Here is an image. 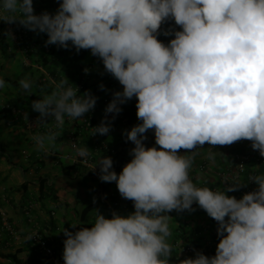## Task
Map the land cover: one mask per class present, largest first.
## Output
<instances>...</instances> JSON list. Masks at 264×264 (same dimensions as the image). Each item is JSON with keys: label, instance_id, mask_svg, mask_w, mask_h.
I'll return each instance as SVG.
<instances>
[{"label": "clouds", "instance_id": "1", "mask_svg": "<svg viewBox=\"0 0 264 264\" xmlns=\"http://www.w3.org/2000/svg\"><path fill=\"white\" fill-rule=\"evenodd\" d=\"M167 20L181 30L165 32L175 37L165 45L157 36ZM0 22L46 34V46L67 49L71 42L77 52L91 50L102 60L123 91L114 93L93 135L110 132L107 114L119 115V105L133 97L138 101L142 123L124 132L135 145L131 161L119 175L111 157L101 156L93 168L99 167L101 182L116 183L135 211L113 212L111 219L97 212L90 228L64 229V264H170L168 213L194 211V203L218 223L220 239L214 256L196 252L179 264H264V174L252 177L256 191L229 197L226 192L241 185L222 192L197 187L191 159L178 152L249 140L264 157V0H62L54 14L39 15L33 0H0ZM20 85L31 88L28 80ZM57 87L32 102L39 113L35 127L50 120L62 127L65 117L78 119L95 108L90 91L80 94L67 79ZM149 129L159 148L143 143ZM34 140L44 149L56 134ZM89 154L86 146L76 150L85 162Z\"/></svg>", "mask_w": 264, "mask_h": 264}, {"label": "crops", "instance_id": "2", "mask_svg": "<svg viewBox=\"0 0 264 264\" xmlns=\"http://www.w3.org/2000/svg\"><path fill=\"white\" fill-rule=\"evenodd\" d=\"M60 2L62 1L33 0L34 13L47 10L54 14ZM172 29L181 30L171 20L159 30L158 40L167 45L175 37L166 36L164 33ZM36 36L41 41L48 39L44 33H36ZM52 48L56 52L61 49L58 45H52ZM27 60L44 62L51 75L60 73L68 81H76L80 71L75 61L63 62V65L61 60H53L41 54L30 56ZM80 64L92 69V79L89 84L91 90L107 83L108 87L103 95L112 99L114 93L123 91V86L105 71L102 60L93 56L91 50H85ZM38 77L34 70L25 65V58L20 53L18 43L11 37H6L0 47V79L4 81V86L0 88V211L7 215L21 238L13 240L2 233L1 227L0 264H12L11 261L1 258V254L8 253H18V258L24 264H46L27 241L33 231L44 235L50 245L63 257V242L66 239L64 229L76 232L84 227L90 228L95 222L97 212L111 219L113 212L126 217L135 211L133 201L123 198L112 182L99 183L85 168L72 164L67 159L69 151L66 135L71 129L68 123L65 122L62 127L57 128L54 143L46 142L44 149H38L33 138L36 132L31 134L25 122L19 123L10 118L5 110L8 105L20 109L28 118L39 116V113L32 110V102L54 91L47 92L41 88L43 85L39 84ZM21 80L30 81L31 88L24 90L20 85ZM120 107L131 116L137 113L134 97ZM49 123L50 121L47 125ZM44 125L37 130L40 132L39 135L48 133L43 130ZM135 125L137 123L133 120L131 127L128 128L111 126L105 140L110 147L116 148L110 153L102 150L90 133L84 134L82 142L90 151L96 152V161L101 156L117 155L113 151L119 150L120 156L117 161L119 160V173H121L123 167L131 161L132 156L129 153L135 147L126 139L124 132L130 131ZM144 135L147 139L143 143L147 148H159L155 144L154 130L149 129ZM251 145L252 142L249 140H240L231 145L205 143L197 146L196 150L180 149L178 152L191 159L192 167L189 169V175L197 187H208L213 191L222 192L229 187L228 184L241 185L237 191L226 192L229 197L235 196L240 199L242 192L250 188L249 176L264 174V157L253 150ZM236 155L250 156L243 174L235 172ZM40 181L44 182L42 196ZM253 186L258 188L255 183ZM115 192L122 203L119 210L112 212L108 207ZM29 201L34 203L36 226L28 224L23 215V209ZM90 206L92 209L88 211L87 208ZM192 207L194 211L172 210L168 213L170 234L166 239L171 246L170 264H179L185 258H195L196 252H202L209 257L216 253L220 239L217 235L218 223L197 204L194 203ZM11 247L14 248L13 251L6 249Z\"/></svg>", "mask_w": 264, "mask_h": 264}, {"label": "built area", "instance_id": "3", "mask_svg": "<svg viewBox=\"0 0 264 264\" xmlns=\"http://www.w3.org/2000/svg\"><path fill=\"white\" fill-rule=\"evenodd\" d=\"M42 12L38 13L37 15L41 14ZM47 12L51 13L50 11ZM170 22L171 20L165 21L161 25V28L165 27ZM6 32H11V36L10 35L6 36L5 35ZM6 37H11L13 40H15L18 43L20 48V53L25 58V65L27 67H30L39 75L38 77L39 84L46 85L49 89H51L54 92L59 91L57 85L61 81L65 80L62 74L58 73L56 75H51V72L48 70L47 64L41 61L29 62L27 60L28 57L41 54L53 60L60 58L63 61H65V63L75 61L77 66L80 67V71L77 74L76 81H69V86H71L73 89L77 87L80 94H84L86 91H90L91 94L97 98V102L95 108L89 113L85 114L84 117L78 119L65 117V122L71 126L70 131L66 135V142L69 151L66 157L67 159L70 160L72 164L80 165L83 168H85L88 172L92 174V176L99 183L101 184L106 183V182H101V180L99 179V175H100L99 167L97 166L95 169H93L97 162L96 152L90 151L89 156L86 158V162L85 159L79 158L76 155V150L78 148L85 147V145L82 142L84 133H90L91 136L96 141H98L99 147L104 151H108V145L106 142H104V138L106 137V135H99V134L93 135L94 134L93 128L100 125L101 121L105 118L106 115L105 114L106 106L113 100L111 97L103 95V93L106 91L108 87L107 83L101 84L103 85V90H101V87L92 90L89 88V84L92 79L91 76L92 69L82 66L79 60V58L83 57V55L85 54V50L81 49L79 52H77L75 47H73L71 45V42H69V48L67 49L62 48L58 53H55L56 51L52 48V45L46 46L45 44L46 40L44 41L39 40L35 32L29 31L25 29L23 26H20L19 24H7L4 22H0V44L5 40ZM79 93L77 94L79 95ZM12 114L14 115L15 120H18L19 116L22 117L23 121L26 123L27 129L31 132V134L32 132H36L34 136L40 134L39 131L37 132L40 126L35 127V121L37 118H32V119L28 118L23 112L14 111V110L12 111ZM114 116L115 118L113 119ZM107 120L111 126L121 127V128H125L129 126V119L121 112L119 113V115H115L112 113L107 114ZM139 122L142 123L141 120H139ZM43 127L45 128L43 130H45L46 132L52 131L54 133H56L58 128L56 127L55 121H51V120L48 125L46 123ZM249 159L250 156L248 155H236L235 172L238 174H243L245 172V167L246 164L249 162ZM254 176L256 175L251 174L249 176L250 188L242 192L241 197L246 193H250L258 189V188H254L253 186L254 183L251 182L252 177ZM112 184L118 190L116 183L112 182ZM112 197H114V199H112L109 202L108 208L113 212L119 210L120 204H119V199L116 198V195L113 194ZM33 212H34V203L32 201H29L23 209V215L28 224L36 226ZM0 223L3 231H5L13 240H18L21 238L20 233L15 229V227H13L7 215L2 211H0ZM27 241L30 243L31 248L43 258L46 264H64V260L62 256L50 245V242L47 240V238L38 231H33L30 234V236H28Z\"/></svg>", "mask_w": 264, "mask_h": 264}, {"label": "trees", "instance_id": "4", "mask_svg": "<svg viewBox=\"0 0 264 264\" xmlns=\"http://www.w3.org/2000/svg\"><path fill=\"white\" fill-rule=\"evenodd\" d=\"M3 43V42H2ZM2 43L0 44V47H1V45H2ZM61 49H62V47H61ZM60 49V50H61ZM59 50V51H60ZM85 50V49H84ZM55 53H58V52H55ZM61 53V52H60ZM63 53V52H62ZM82 57H80L79 58V60L81 59ZM59 60H61L62 61V64H64L65 63V61H63L62 59H60V58H58ZM75 60H77V59H75ZM64 62V63H63ZM41 88H44V90H46L47 92H51L52 90L51 89H49L46 85H43V86H41ZM134 99H135V103L137 104V101H136V97H134ZM120 106V105H119ZM5 110H6V112H8V114L11 116L10 118H13L14 120H15V118H14V115L12 114V111L14 110V111H20V109H17L16 107H14V106H12V105H8V106H6V108H5ZM20 112H22V111H20ZM121 113L123 114V115H125L128 119H129V126L128 127H131V125H132V122H133V120L137 123V124H140V122H139V119L137 118V114L135 115V116H131V115H129V113H127L126 111H121ZM16 122L18 121L19 123H21V122H24L23 121V119H22V117H18V120H15ZM128 127H125V128H128ZM104 142H106V140H105V138H104ZM107 143V142H106ZM107 145H108V153H110V151L111 150H115L114 148H116V147H114V148H112V147H110L109 146V144L107 143ZM115 152V154H117V155H114V156H110L111 158H112V160H113V170L119 175L120 173H119V167H120V163H119V160L117 161V159L119 158V156L120 155H118L119 153H120V151L118 150H116V151H113V153ZM40 193H41V196H42V194H43V185H44V182L43 181H40ZM114 195H116V192L115 193H113ZM116 198L117 199H119L118 197H117V195H116ZM111 199H114V197H111ZM121 203L122 202H120V199H119V204L121 205ZM92 209V206H90V207H88L87 208V210L89 211V210H91ZM120 209V208H119ZM51 216H52V214H51ZM53 217V216H52ZM51 217V221L53 220V218ZM16 229V228H15ZM4 233L5 234H7L5 231H4ZM8 235V234H7ZM9 236V235H8ZM1 257L3 258V259H5V260H9V261H11V263L12 264H24L19 258H18V253H15V254H12V253H8V254H2L1 255Z\"/></svg>", "mask_w": 264, "mask_h": 264}, {"label": "rangeland", "instance_id": "5", "mask_svg": "<svg viewBox=\"0 0 264 264\" xmlns=\"http://www.w3.org/2000/svg\"><path fill=\"white\" fill-rule=\"evenodd\" d=\"M85 134V133H84ZM0 230H1V225H0ZM4 231H2V233H3ZM5 235V234H4ZM6 249H8V250H12L13 251V247H11V248H6ZM2 255V254H1ZM2 258V257H1Z\"/></svg>", "mask_w": 264, "mask_h": 264}]
</instances>
